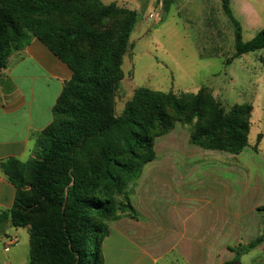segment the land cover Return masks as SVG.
Masks as SVG:
<instances>
[{"label": "trees", "instance_id": "16d2710c", "mask_svg": "<svg viewBox=\"0 0 264 264\" xmlns=\"http://www.w3.org/2000/svg\"><path fill=\"white\" fill-rule=\"evenodd\" d=\"M221 2L236 27L237 56L263 50L264 28L244 42L231 1ZM172 4L164 0L165 10ZM138 19L137 11L101 0H0V72L14 52L38 39L73 73L32 159L1 164L16 198L0 215V231L8 221L28 228L30 264H103L108 223L122 214L141 218L117 197L141 178L156 159L155 141L177 123L190 126V145L206 151L238 156L249 145L253 107L227 108L207 87L181 95L141 87L117 114L124 59ZM263 243L264 231L247 245L229 247L235 258L227 264Z\"/></svg>", "mask_w": 264, "mask_h": 264}, {"label": "rangeland", "instance_id": "374dc122", "mask_svg": "<svg viewBox=\"0 0 264 264\" xmlns=\"http://www.w3.org/2000/svg\"><path fill=\"white\" fill-rule=\"evenodd\" d=\"M101 1L139 14L131 36L133 47L124 59L125 78L116 97L118 115L141 87L177 95L196 94L207 87L227 108L253 107L249 145L240 155L190 145L191 127L177 123L172 132L155 141L156 161L145 166L141 178L117 197L118 203L129 202L136 210L155 206L166 218L165 211L171 206L185 205L188 200L195 221L208 213L211 219L223 217L226 224H239L241 209L243 231L244 227L263 226L264 49L237 56L236 27L224 13L221 0H173L168 11L164 0ZM230 1L243 41L249 42L264 28V0ZM186 187L194 191L192 201L182 191ZM216 191L230 194L226 197L214 194ZM210 192L213 195L205 197ZM256 212L260 215L255 216ZM122 215L118 221L131 219ZM95 247L96 240L92 252ZM259 257H264V248Z\"/></svg>", "mask_w": 264, "mask_h": 264}, {"label": "crops", "instance_id": "0c3cea01", "mask_svg": "<svg viewBox=\"0 0 264 264\" xmlns=\"http://www.w3.org/2000/svg\"><path fill=\"white\" fill-rule=\"evenodd\" d=\"M72 74L38 39L14 52L7 67L1 70L0 215L13 207L16 198V188L3 173L1 164L10 159L22 162L32 159L36 139L53 122V108ZM182 191L192 201L194 191L187 187ZM214 194L227 197L230 193L216 191ZM210 195L213 192L205 197ZM171 207L165 211L166 218H162L161 209L144 206L137 208L139 220L111 223L102 247L103 264H227L235 258L229 247L247 245L264 231V225L244 227L243 231L241 209L237 216L239 224H226L225 218L211 219L208 213L195 221L188 200L185 205ZM258 215L256 212L255 216ZM13 239L16 245L5 251ZM0 244H3L0 264H30L28 228H14L8 221L0 231ZM262 248L264 243L253 250L259 251L257 255L242 257L236 264H264V257H259Z\"/></svg>", "mask_w": 264, "mask_h": 264}, {"label": "built area", "instance_id": "2783aa9c", "mask_svg": "<svg viewBox=\"0 0 264 264\" xmlns=\"http://www.w3.org/2000/svg\"><path fill=\"white\" fill-rule=\"evenodd\" d=\"M156 17H158L157 14H156ZM151 18H155V15L152 14V15H151ZM16 243H17V241H16L15 239L11 240L10 243L6 246L5 251H9L10 247H11L12 245H16Z\"/></svg>", "mask_w": 264, "mask_h": 264}]
</instances>
